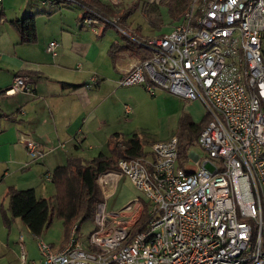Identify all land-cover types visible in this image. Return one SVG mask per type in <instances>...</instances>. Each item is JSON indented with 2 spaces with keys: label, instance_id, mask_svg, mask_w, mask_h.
<instances>
[{
  "label": "built area",
  "instance_id": "1",
  "mask_svg": "<svg viewBox=\"0 0 264 264\" xmlns=\"http://www.w3.org/2000/svg\"><path fill=\"white\" fill-rule=\"evenodd\" d=\"M62 1L85 9L83 23L108 22L148 50L120 85L198 100L210 119L196 139L203 153L186 145L195 169L180 164L176 135L155 142L151 157L119 159L100 182L119 173L143 197L118 212L99 203L86 241L78 222L60 249L39 239L42 264H264V0H191L169 32L145 40L84 0ZM58 47L51 40L46 51ZM35 92L15 75L0 95ZM20 141L41 156L39 142Z\"/></svg>",
  "mask_w": 264,
  "mask_h": 264
},
{
  "label": "crops",
  "instance_id": "2",
  "mask_svg": "<svg viewBox=\"0 0 264 264\" xmlns=\"http://www.w3.org/2000/svg\"><path fill=\"white\" fill-rule=\"evenodd\" d=\"M98 1L113 10L127 9V6L118 5V0ZM68 4L62 0L47 3L44 0H3L0 6V91L8 88L17 74L28 76L36 90L35 94L0 95V254L2 250L7 251L12 241L23 247L24 231L32 234L20 218L13 219L9 226L4 222L3 210L10 214L7 192L10 187L33 188L37 197L54 196L52 173L66 165L69 157L88 161L96 157L94 150L98 154L111 155L114 134H119L118 140L123 142L136 133L130 121L123 129L122 116L115 107L126 98L120 93L121 87L142 86H122L119 81L143 59L145 52L149 54L148 50L143 46L141 50L122 49L113 59V44L125 43L107 31L112 24H85V9ZM130 10L132 13L126 24H133V9ZM30 14L36 15V41L22 43L20 32L10 21ZM144 18L143 26L150 28L147 34L153 35L152 18ZM127 33L139 40L149 39ZM51 40L59 43L56 56L46 51ZM133 110L134 105L125 103L126 116ZM180 111V116L188 113L194 122H200L206 115L205 110L199 115H193L186 108ZM22 136L41 144V156L33 157L28 153L20 141ZM145 151L144 157H151L152 147ZM191 160L187 154V159L180 164L195 169L197 165ZM49 174L51 178L47 177ZM102 185L112 191L107 194L104 190V204L109 212H118L136 198L143 197L142 192L119 173ZM63 244L64 241L56 249Z\"/></svg>",
  "mask_w": 264,
  "mask_h": 264
},
{
  "label": "trees",
  "instance_id": "3",
  "mask_svg": "<svg viewBox=\"0 0 264 264\" xmlns=\"http://www.w3.org/2000/svg\"><path fill=\"white\" fill-rule=\"evenodd\" d=\"M84 1L88 6L95 7L98 12L105 16H117L120 22L125 24L132 13L130 9H122L116 12L110 6L98 0ZM190 2L191 0H181L177 8L171 3L169 11L174 14L175 11L188 9ZM178 18L179 16H177ZM157 22H161L160 17L152 24L158 25ZM10 23L20 32L22 43L36 41L37 24L35 14L11 20ZM124 38L126 39L124 45L113 44L111 48L113 59L122 49H143L135 41L125 36ZM149 55L145 52L143 59L149 57ZM209 119L206 114L200 122H194L188 113H182L180 130L177 135L181 162L187 159L186 145L199 137ZM118 137L119 134L113 135L111 155L100 153L88 161L80 157H69L66 165L56 168L51 178L56 188V194L52 197H37L33 188L17 189L10 187L7 191L10 214L5 213L3 210L5 224L9 226L13 219L20 218L34 236L40 237L50 226L56 214L62 220L65 228V242L72 225L76 222L81 225L84 221L93 220L98 204L105 202V193L99 180L100 176L103 173L118 172V161L121 158H138L146 155L144 150L145 141L142 140L139 133H134L131 138L123 142H120Z\"/></svg>",
  "mask_w": 264,
  "mask_h": 264
},
{
  "label": "rangeland",
  "instance_id": "4",
  "mask_svg": "<svg viewBox=\"0 0 264 264\" xmlns=\"http://www.w3.org/2000/svg\"><path fill=\"white\" fill-rule=\"evenodd\" d=\"M118 1L121 2H119L118 5L122 4V6H127V9H133V14L131 17L133 24H125L120 22L118 17L115 15L112 17L118 19L120 26L125 31L134 33L140 38H157L169 32L187 10L183 9L182 11H175L174 14L170 13V4L172 3V5L177 8V5L181 3V0ZM118 1H116V3ZM68 5L77 7L75 4ZM92 9L96 10L95 7ZM114 10L117 12L121 9ZM148 16L152 18L151 25L153 28H151V34L153 35L147 34L150 28L148 29L147 26L146 28L143 26V23L146 19L144 17ZM177 16H179L178 19ZM106 17L110 18V16ZM158 17H160L161 22H157L158 25H153L152 23L157 21ZM107 31L117 35L122 42H126L124 36L121 35L112 25L107 27ZM121 88H123V90H121L120 93L122 95L124 93L126 98H123V102H117V106L115 108L122 116L121 121L123 120V129L127 127L126 122L130 121V126H132L133 129H135L134 131L138 132L142 140L145 141V150H149L152 147V144L156 141L166 140L171 138L173 135H178L180 130L181 116L179 114H181V109L186 108L188 111L192 112L193 115H199L202 113L204 114L205 108L199 101H187L181 96L170 93L164 89H157L155 95L153 96L143 86ZM128 93L131 95V98ZM125 103L134 105V110L129 116H126L124 112ZM191 151H195L199 155L203 153L199 145L196 143V140L192 142V148H190V152ZM94 153H97V156L99 152L94 150ZM191 162L194 163V160H191ZM102 188L103 190H106L107 194L112 192L111 189L106 185H102ZM143 200L145 199L143 198ZM144 219L145 213L142 214L140 223H142ZM93 229V220L82 222L80 232L84 241H86L87 236ZM23 233L25 235L23 247L22 245L14 244L12 241L6 252L3 250L1 251L0 264H42V254L38 246V240H44L46 243L53 245L54 249H56L64 241L65 228L62 220L55 214L50 226L40 237L33 236V234H29L26 231ZM23 252L25 254L24 257L22 256Z\"/></svg>",
  "mask_w": 264,
  "mask_h": 264
}]
</instances>
